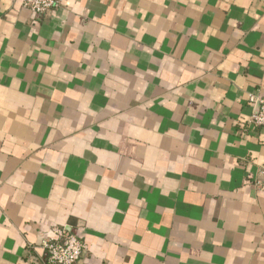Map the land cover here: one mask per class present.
Wrapping results in <instances>:
<instances>
[{"label": "crops", "instance_id": "crops-1", "mask_svg": "<svg viewBox=\"0 0 264 264\" xmlns=\"http://www.w3.org/2000/svg\"><path fill=\"white\" fill-rule=\"evenodd\" d=\"M264 0H0V264H264Z\"/></svg>", "mask_w": 264, "mask_h": 264}, {"label": "built area", "instance_id": "built-area-1", "mask_svg": "<svg viewBox=\"0 0 264 264\" xmlns=\"http://www.w3.org/2000/svg\"><path fill=\"white\" fill-rule=\"evenodd\" d=\"M61 0H22V6L28 9L35 17H40L55 10ZM248 101L255 106V112L249 116L247 125L251 128L264 129V96L248 97ZM254 188L264 193V167L253 178ZM54 237L44 241L46 251L43 264H78L86 246L80 235L71 231L66 226L54 227Z\"/></svg>", "mask_w": 264, "mask_h": 264}]
</instances>
